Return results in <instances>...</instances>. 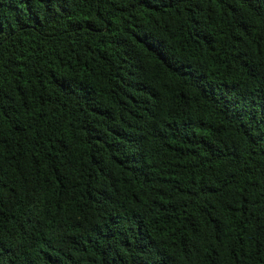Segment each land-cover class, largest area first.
<instances>
[{
	"label": "trees",
	"instance_id": "trees-1",
	"mask_svg": "<svg viewBox=\"0 0 264 264\" xmlns=\"http://www.w3.org/2000/svg\"><path fill=\"white\" fill-rule=\"evenodd\" d=\"M0 264H264V0H0Z\"/></svg>",
	"mask_w": 264,
	"mask_h": 264
}]
</instances>
